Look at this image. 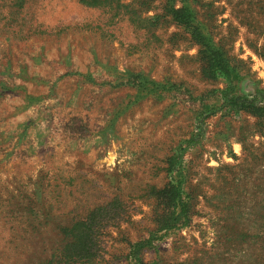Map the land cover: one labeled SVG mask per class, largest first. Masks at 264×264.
Instances as JSON below:
<instances>
[{"label": "rangeland", "instance_id": "1", "mask_svg": "<svg viewBox=\"0 0 264 264\" xmlns=\"http://www.w3.org/2000/svg\"><path fill=\"white\" fill-rule=\"evenodd\" d=\"M170 4L227 63L228 94L262 102L264 0ZM164 8L0 0V264H58L90 212L96 251L69 264H264V116L221 104Z\"/></svg>", "mask_w": 264, "mask_h": 264}, {"label": "trees", "instance_id": "2", "mask_svg": "<svg viewBox=\"0 0 264 264\" xmlns=\"http://www.w3.org/2000/svg\"><path fill=\"white\" fill-rule=\"evenodd\" d=\"M173 0H163L165 4L164 10L167 13L173 23L180 27L186 28L187 26L191 29L190 37L198 43L201 48L200 54L201 58L205 61L206 71L205 73L215 77L216 75L222 76L226 84L225 89L219 92L222 96V103L226 104L229 107H232L236 111H242L258 118L264 116V100L258 102L256 99H248L243 95L230 93V91L235 90L234 86H231V81L229 80L230 69L228 68L227 63L222 59V56L219 52L212 51L211 44L202 38L201 34L194 27V16L184 7L174 8L170 3ZM177 156H170L166 163L168 171H171L178 164ZM177 161V162H176ZM179 167V166H178ZM157 196L162 199L163 206L166 208L177 207L179 206V192L177 184L169 181L166 187L157 192ZM107 206V205H105ZM91 212L86 218L81 221L74 223L69 229V239L68 244L60 252V262L58 264H69L66 261L71 260H81L87 259L92 256L96 251V241L95 235L98 234L99 230L96 226L94 217L90 216ZM173 214V213H172ZM99 222L100 220L96 218ZM67 233V230H66ZM66 260V261H65ZM46 264H52V259L50 258Z\"/></svg>", "mask_w": 264, "mask_h": 264}]
</instances>
